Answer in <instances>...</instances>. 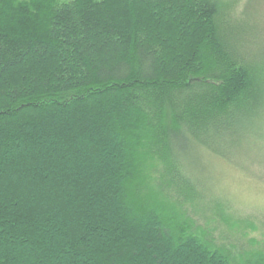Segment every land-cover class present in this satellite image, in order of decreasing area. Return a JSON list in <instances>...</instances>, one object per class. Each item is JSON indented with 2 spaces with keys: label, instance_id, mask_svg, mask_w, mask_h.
Listing matches in <instances>:
<instances>
[{
  "label": "trees",
  "instance_id": "16d2710c",
  "mask_svg": "<svg viewBox=\"0 0 264 264\" xmlns=\"http://www.w3.org/2000/svg\"><path fill=\"white\" fill-rule=\"evenodd\" d=\"M239 2L0 0V264H264V210L195 177L203 151L264 184Z\"/></svg>",
  "mask_w": 264,
  "mask_h": 264
},
{
  "label": "rangeland",
  "instance_id": "374dc122",
  "mask_svg": "<svg viewBox=\"0 0 264 264\" xmlns=\"http://www.w3.org/2000/svg\"><path fill=\"white\" fill-rule=\"evenodd\" d=\"M232 1L234 0H228V2ZM234 10L237 16L243 12L250 15L251 12L258 11L264 18V0H240ZM253 145L249 143V138L240 145L242 151L245 153L248 151L249 155L244 158V164L248 166L253 164L252 160L257 162L254 166L260 162L257 156L251 154V151H255V148L258 151L261 148ZM200 159L203 166L196 172L195 177L202 183L203 191L208 197L220 198L224 194L226 198L243 209L264 210V184L250 178L259 177L252 168H248L249 171L246 172L239 166L235 167L224 161L212 159L203 151L200 152Z\"/></svg>",
  "mask_w": 264,
  "mask_h": 264
}]
</instances>
